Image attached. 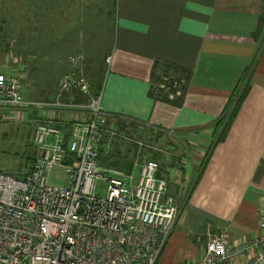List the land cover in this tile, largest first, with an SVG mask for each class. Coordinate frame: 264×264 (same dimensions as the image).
Returning <instances> with one entry per match:
<instances>
[{"label": "crops", "instance_id": "crops-1", "mask_svg": "<svg viewBox=\"0 0 264 264\" xmlns=\"http://www.w3.org/2000/svg\"><path fill=\"white\" fill-rule=\"evenodd\" d=\"M119 5L117 41L104 60L102 116L112 129L120 122L155 142L166 140L175 153L169 170L176 177L181 172V184L168 186L181 208L159 264L199 259L207 231H226L232 242L247 244L258 235L264 211V0H120ZM8 57L0 37V72L11 74ZM163 73L183 82L182 98L155 100ZM246 75V97L197 178L215 124ZM95 92L91 89L83 105L73 91L60 102L75 110L28 111V120L34 128L44 123L69 133L74 117H88L78 108L85 109ZM145 153L138 154L140 160H148ZM132 165L136 181L138 169Z\"/></svg>", "mask_w": 264, "mask_h": 264}, {"label": "built area", "instance_id": "built-area-1", "mask_svg": "<svg viewBox=\"0 0 264 264\" xmlns=\"http://www.w3.org/2000/svg\"><path fill=\"white\" fill-rule=\"evenodd\" d=\"M22 82L21 73L0 72V110H75L61 104L63 95L89 90L85 79L66 73L53 104L31 103L22 100ZM180 86L165 77L158 91L173 89L172 101ZM84 108L78 110L88 117H74L68 135L50 124L35 126V162L23 178L0 170V264H159L179 215V199L167 193L173 171L168 170V180L160 179L158 164L142 159L134 165L135 181L119 169L99 166L100 133L138 151L165 153L115 129L102 131L100 96ZM54 168L64 170L66 187L47 185ZM204 238L200 258L186 264H264V211L258 235L245 245L232 242L226 231H207Z\"/></svg>", "mask_w": 264, "mask_h": 264}, {"label": "rangeland", "instance_id": "rangeland-1", "mask_svg": "<svg viewBox=\"0 0 264 264\" xmlns=\"http://www.w3.org/2000/svg\"><path fill=\"white\" fill-rule=\"evenodd\" d=\"M119 4L120 0H0V37L8 52L10 70L22 72L24 76L23 102L57 100L58 85L66 73L85 80L88 74L96 76L101 96L107 77L104 60L112 53L119 32ZM73 61L77 62L76 67H73ZM160 77V85L165 77L181 85L177 91L180 96H175L173 102L182 98L184 84L180 79L167 74ZM172 93L173 89L161 92L162 97L158 99L170 101L168 94ZM66 97L60 101H68ZM28 113L22 109L0 110V170L3 174L17 175L28 166V156L34 154L31 143L34 124L28 120ZM129 138L161 149L165 154L160 156V166L168 165L175 157L166 140L155 142L146 132ZM113 141L116 140L110 141L111 146ZM118 142L120 144L112 147L111 154L119 156L117 159L122 163L139 164L143 160L138 154L145 153L143 151L149 153H145L146 156L155 154L153 150L138 151L132 145ZM180 174L178 172L177 177ZM177 177L170 175L171 183L181 184ZM46 182L48 186L63 188L68 179L63 169L54 168L47 173ZM168 190L173 196V187ZM178 203L180 211L181 202Z\"/></svg>", "mask_w": 264, "mask_h": 264}, {"label": "trees", "instance_id": "trees-1", "mask_svg": "<svg viewBox=\"0 0 264 264\" xmlns=\"http://www.w3.org/2000/svg\"><path fill=\"white\" fill-rule=\"evenodd\" d=\"M251 71H253V66L251 68ZM172 73H174V72H172ZM166 74L169 75V73H163L162 76L163 75L166 76ZM95 77L96 76H94L92 74L87 75V78L89 79V80L86 79V81L89 85V94L88 95H84V94H81L80 92H78L76 90H72V91H69L68 93H66L65 95H63L64 96L63 99H65L66 96L71 95V93L73 91H75V93L78 94V97L76 96L77 99L75 100V102L84 103V101L87 99V96H90L91 89H93V91H96L95 93H92V98H95V99L99 98V96H100V84L96 81L97 79ZM246 77H247V75L243 76V78L239 81L235 91L233 92L229 101L226 104L223 117L215 124V128L213 131V136H214L213 144L208 149L207 153L204 155V159L202 161V166L198 170L197 178H198L201 170L203 169L206 161L208 160V157L210 156L211 151L216 146V144H219L225 140L226 134L229 131L230 127L232 126L234 119L236 118V114L239 111V108L241 107V104L243 103V101L246 97V93H247V89H248V82H247ZM159 79H161V77ZM28 82L30 83V80ZM153 95L155 97V100L164 101L163 99H160V100L158 99V97L159 98L162 97L161 92L159 93L158 90L153 91ZM83 105H85V103ZM103 120H104V124H103L102 129H101L102 131L110 128V124H111L107 121V119L105 117H103ZM117 126L118 127H114L116 129V131H118L119 133H122V134H123V132H125L124 134H127L128 136L134 135L135 131L137 129L136 126L134 127V129H127L126 126L124 125V123L122 124L120 122L117 123ZM65 134L68 135L67 132H65ZM110 140L119 141L117 139H108V137L105 134L100 133L99 149H98L99 154H98V160H97L99 166L116 168V169L122 170L126 174H130L132 167H133L132 163H130V162L125 163V161L122 163V161H118V159H117L119 156L111 154L112 146H111ZM110 147H111V150L109 151ZM64 149H65V156L67 159L69 157V154H68V151H66V145H64ZM147 154H149V153H147ZM146 158L148 160L154 161L158 164L161 161L160 156H158L156 154L148 155V157H146ZM27 160L29 162L28 166H25L23 170H20L17 173V175H13V176L17 177V179L23 178V176H25L29 172V170L31 169L32 165L35 162V153L33 154L32 157L28 156ZM165 163H166V161H165ZM167 164L168 165H166V166H160V164H159L158 178L168 180V170L172 165L170 163H167ZM168 186H170V183L168 184ZM188 195H190V191L187 193V196ZM187 196H186V198H187Z\"/></svg>", "mask_w": 264, "mask_h": 264}]
</instances>
